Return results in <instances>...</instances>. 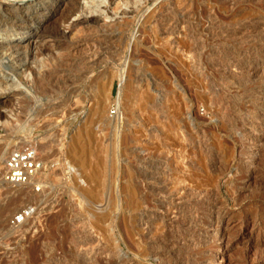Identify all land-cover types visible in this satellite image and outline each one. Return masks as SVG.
I'll list each match as a JSON object with an SVG mask.
<instances>
[{
	"label": "rangeland",
	"instance_id": "obj_1",
	"mask_svg": "<svg viewBox=\"0 0 264 264\" xmlns=\"http://www.w3.org/2000/svg\"><path fill=\"white\" fill-rule=\"evenodd\" d=\"M97 1L65 0L64 19L36 40L44 56L29 55L30 68L0 60V102L10 103L0 106V264H155L150 211L180 202L202 221L195 200L212 199L232 223L222 264H264V219L252 220L264 213V0ZM81 55L97 59L84 77L70 64ZM52 66L58 76L41 75ZM51 104L61 107L56 116ZM27 146L37 171L9 185L4 161ZM154 174L175 201L159 205ZM16 188L24 194L9 209ZM23 209L30 226L11 227ZM239 222L246 238L235 243ZM153 223V232L164 229ZM81 230L91 245H76ZM208 239L173 259L216 251Z\"/></svg>",
	"mask_w": 264,
	"mask_h": 264
},
{
	"label": "bare ground",
	"instance_id": "obj_2",
	"mask_svg": "<svg viewBox=\"0 0 264 264\" xmlns=\"http://www.w3.org/2000/svg\"><path fill=\"white\" fill-rule=\"evenodd\" d=\"M65 0H0V60H5L8 63H10L7 66V69L9 70H16L23 68H30L28 66L27 60L28 56H42L44 54V48H36V40L45 37L47 34V30L49 26L58 25V22L61 21V19H64V13L66 11L65 6L68 3H64ZM94 1V0H92ZM133 2H136L137 0H131ZM259 1V0H258ZM68 2V1H67ZM99 4L102 2V0L97 1ZM69 5V4H68ZM70 9V8H69ZM140 9V8H139ZM138 9V10H139ZM137 10V11H138ZM74 11V9L71 7L69 10V13L71 14ZM144 11V10H143ZM142 11V12H143ZM67 12V11H66ZM67 17V16H66ZM67 19V18H66ZM250 19V18H249ZM262 19V18H261ZM91 20V19H90ZM89 19H82L78 22V24H82L83 26L90 21ZM76 25V24H75ZM74 25L70 24L69 28L72 29ZM56 29V28H55ZM107 29V28H106ZM88 32V31H87ZM135 35V33H134ZM133 35V36H134ZM132 36V35H131ZM78 45V44H77ZM38 46V45H37ZM70 46V45H69ZM87 46V45H86ZM71 47V46H70ZM56 48V47H55ZM79 48V47H78ZM82 48V47H81ZM76 49V48H75ZM73 48V50H75ZM97 49V48H96ZM86 51V50H85ZM34 52V53H33ZM88 52V51H87ZM70 53V52H69ZM98 53V52H97ZM71 54V53H70ZM85 54V53H84ZM69 55V54H66ZM74 55V54H73ZM72 55V56H73ZM78 55V54H77ZM87 55V54H86ZM44 56V55H43ZM82 56V55H81ZM84 56V57H83ZM82 58L74 59L73 61H69L72 66L75 68L77 67L80 70V76L87 75V73L90 71L91 66L95 64L96 58H89L83 55ZM103 56V55H102ZM234 56V55H233ZM56 60L58 61L60 58L59 56H54ZM63 57V56H62ZM68 57V56H67ZM240 57V56H239ZM32 58V57H31ZM118 58V57H117ZM133 61V60H132ZM60 62V61H58ZM57 62V63H58ZM66 62V61H64ZM56 63V64H57ZM67 65V63H66ZM100 65V64H99ZM56 67V66H55ZM52 66L51 68L48 67L45 70H43L41 75H59L57 74L59 71L57 70V67L55 68ZM63 67V65H62ZM4 70V69H3ZM20 71V70H17ZM224 71V70H223ZM251 71V70H250ZM262 71V70H261ZM260 71V72H261ZM16 72V71H15ZM264 73V71H262ZM261 72V73H262ZM92 73V72H91ZM249 73V72H248ZM89 74V73H88ZM15 75H19L18 73ZM67 76V75H66ZM77 76V75H76ZM88 76V75H87ZM250 76V75H249ZM252 76V74H251ZM103 77V76H102ZM52 77H50L51 79ZM54 78V77H53ZM88 78V77H87ZM57 80V78H56ZM69 80V79H68ZM37 82V81H36ZM62 82V81H61ZM224 83V82H223ZM36 85V84H34ZM39 86V85H37ZM64 87V86H63ZM65 90V89H64ZM245 93V92H244ZM246 97V96H245ZM33 98V97H32ZM6 99V98H5ZM120 100V93L117 94L115 103L117 104ZM222 101V100H221ZM73 104L77 110L82 111V107L80 105H77V100L74 101ZM52 103V102H51ZM61 103V102H60ZM9 100H3L0 102V106H8ZM76 104V105H75ZM79 104V103H78ZM218 106V105H217ZM52 109H55L50 111L53 115L56 116L60 110L58 108L60 105L51 104L49 106H46ZM61 108V107H60ZM84 108V107H83ZM225 108V107H224ZM45 109V108H44ZM48 111V108H46ZM45 109V111H46ZM51 109V110H52ZM247 109V108H246ZM73 110V108L70 109V111ZM75 110V109H74ZM105 110L104 103H98L96 106L95 114L98 118H101ZM44 111V110H43ZM41 111V113L43 112ZM69 111V110H68ZM69 111V112H70ZM45 113V112H44ZM49 113V112H48ZM63 113V112H62ZM86 113V112H85ZM38 114V112H37ZM49 114V115H50ZM47 115V114H46ZM88 116V115H87ZM240 116V115H239ZM2 117V116H1ZM38 117V116H37ZM36 117V118H37ZM40 117V116H39ZM95 117V116H94ZM35 118V115H34ZM49 118V117H48ZM58 119V118H57ZM92 121V120H91ZM4 123V122H3ZM158 133V131H157ZM250 133V132H249ZM200 136V135H199ZM260 136V135H259ZM260 138V137H258ZM252 141V140H250ZM241 145V144H240ZM247 145V144H246ZM249 146V145H248ZM247 148V147H246ZM202 150V149H201ZM205 150V149H204ZM250 150V149H249ZM254 149H252L253 151ZM250 150V152L252 153ZM245 152V151H243ZM249 158V157H248ZM161 159V158H160ZM165 162V161H164ZM211 169V168H210ZM167 170V169H166ZM161 173V172H160ZM153 174V173H151ZM60 175V174H59ZM53 176V175H52ZM155 178L150 181V190L156 194L157 196H160L161 201L159 202V205H167L174 200V194L171 193L172 190L169 189V187L166 184V181L164 179H159L161 177H158L159 174L153 175ZM152 177V176H151ZM30 181V180H29ZM9 185H12V183H8ZM31 184V183H30ZM14 185H18L14 184ZM42 185V184H41ZM7 186V185H6ZM45 187V186H44ZM148 189V188H147ZM43 190V189H42ZM185 190V189H184ZM15 193V194H14ZM28 193V192H27ZM40 193V192H39ZM152 193V194H153ZM181 193V192H180ZM179 193V194H180ZM193 193V192H192ZM11 194L14 196L6 203L8 206L7 208H14L15 204L19 201H17V198H19L21 195H23V190L21 188H16L11 191ZM153 194V195H154ZM200 194V192H199ZM198 194V195H199ZM205 194V193H204ZM194 195V194H193ZM19 196V197H18ZM172 196V197H171ZM191 196V195H190ZM202 195H199V198H201ZM205 196V195H204ZM203 196V197H204ZM208 196V195H207ZM206 196V197H207ZM193 197V196H192ZM205 197V198H206ZM210 197V196H209ZM207 198V201L209 199ZM44 198V197H43ZM169 198V199H168ZM183 198V197H182ZM181 198V199H182ZM191 198V197H190ZM188 196V200H190ZM197 198V197H196ZM214 198V197H213ZM20 199V198H19ZM180 199V200H181ZM184 199V198H183ZM193 199V198H192ZM191 199V200H192ZM203 199V198H202ZM21 200V199H20ZM39 200V199H38ZM169 200V201H168ZM179 200V201H180ZM194 200V199H193ZM184 201V200H183ZM185 201H187V196L185 198ZM184 201V202H185ZM199 205L205 209V213H207V216L201 221L198 219V214L196 211H188L185 210L184 204L176 203L172 206V208H164L159 209L157 211H150V227L149 225L145 226L144 230L146 234L150 235V258L155 261V264H219L217 260L224 261V254L226 253L227 247L231 245L230 243V227L229 223L227 224L225 221H223V214L222 212L217 209L218 203H216V199H212V203H205L201 200H195ZM194 201V203H195ZM157 202V201H156ZM155 202V204H157ZM190 203V202H188ZM154 204V203H153ZM173 204V203H172ZM187 204V203H186ZM220 204V203H219ZM189 205L191 204H187ZM5 206V205H4ZM163 207V206H162ZM161 207V208H162ZM193 207V206H192ZM4 208V207H3ZM6 208V207H5ZM191 208V207H190ZM189 208V209H190ZM201 208V209H202ZM158 209V208H157ZM192 209V208H191ZM195 209V208H194ZM193 209V210H194ZM7 210V209H6ZM18 211L17 214H22V220L15 224L10 225L11 227H16L21 224L23 226L24 224H28L29 216L28 212L24 211ZM149 210V209H148ZM154 210V209H153ZM203 210V209H202ZM201 210V211H202ZM8 211V210H7ZM197 211H199L197 209ZM138 212V211H137ZM144 212V211H143ZM204 212V211H203ZM7 213V212H6ZM140 213V212H139ZM261 213V212H260ZM253 214V213H252ZM255 214V213H254ZM201 215V214H200ZM203 215V214H202ZM241 215V214H240ZM15 216V215H14ZM13 216V217H14ZM226 216V215H225ZM242 216V215H241ZM248 216V215H247ZM12 217V218H13ZM201 217V216H200ZM252 217V216H251ZM31 218V217H30ZM202 218V217H201ZM264 219V213L259 215V218L255 215L253 217L254 219ZM226 219V218H224ZM228 219V218H227ZM256 219V220H257ZM213 220H215V225L213 227L212 231H209L207 228H209L212 225ZM243 220V219H242ZM142 223L146 224L147 221ZM159 221L162 223V226L164 229H161L159 231L153 232L152 225L154 227L153 222ZM231 221V220H230ZM142 222V221H141ZM234 222V221H233ZM244 222V221H243ZM139 223V222H138ZM238 223V222H237ZM232 224V223H230ZM29 225V224H28ZM177 227L182 229V236L181 233L180 236H176L178 232H175V236L171 234H167V228H175ZM30 226V225H29ZM82 226V225H81ZM156 227V225H155ZM154 227V228H155ZM159 227V226H158ZM234 227V225H233ZM90 228V227H89ZM180 229V230H181ZM172 230V229H171ZM176 230V229H175ZM232 230V229H231ZM76 231V230H75ZM80 231V230H79ZM177 231V230H176ZM234 235H236L235 243L245 239V225L239 222L235 226ZM77 232V231H76ZM81 232L84 234L82 235V239L78 241L76 244L77 246H86L91 245L94 242V238H92L91 235H86L83 230ZM88 233V232H87ZM173 233V232H172ZM233 236V235H232ZM13 237V236H12ZM40 238V237H39ZM79 238V237H78ZM200 238H209L208 240L212 241L216 246V251H210V253H206V255H200V256H194L192 257L190 254H187V257H181V258H175L173 259V255H177V251L179 248H183L185 251L189 252L192 250L201 249L202 245H204L202 241H200ZM94 239V240H93ZM148 240V239H147ZM204 240V239H203ZM68 241V240H67ZM74 241V240H73ZM207 241V239H206ZM25 242V241H24ZM99 243V242H98ZM207 243V242H206ZM234 243V244H235ZM243 243V242H242ZM247 243V242H246ZM260 244H264V241L260 242ZM17 245V244H16ZM97 246V245H96ZM235 246V245H234ZM246 246V245H245ZM94 247V246H93ZM212 247V246H211ZM85 248V247H83ZM99 248V247H98ZM214 248V247H213ZM90 249V247H89ZM100 249V248H99ZM208 249V248H207ZM75 250V249H74ZM92 250V249H91ZM89 250V251H91ZM102 250V249H101ZM76 251V250H75ZM79 251V250H78ZM85 251V250H83ZM88 251V250H87ZM80 252V251H79ZM95 254L97 250L94 251ZM93 252V256H94ZM78 253V252H77ZM81 253V252H80ZM89 253V252H88ZM87 253V254H88ZM92 253V252H90ZM98 253V252H97ZM203 253V252H201ZM76 254V253H75ZM86 254V253H85ZM107 254V253H106ZM199 254V253H198ZM79 255V253H78ZM84 255V254H82ZM81 255V257H82ZM89 255V254H88ZM91 255V254H90ZM100 255V254H97ZM175 255V256H176ZM194 255V254H193ZM80 256V255H79ZM87 256V255H86ZM174 256V257H175ZM80 257V258H81ZM85 257V256H84ZM97 258V256H95ZM112 257V256H111ZM77 258V255H76ZM75 258V259H76ZM83 258V257H82ZM86 258V257H85ZM218 258V259H217ZM84 259V258H83ZM85 262V260H83ZM112 259V258H111ZM118 259V258H117ZM116 259V260H117ZM87 260V259H86ZM101 260V259H100ZM106 260V259H105ZM152 260V261H153ZM79 261V262H82ZM107 261V260H106ZM126 261V262H125ZM122 261L125 264H131V262H127V260ZM223 261L220 263L222 264ZM78 262V261H77ZM104 262V261H103ZM110 262V260H109ZM77 264V263H76ZM120 264V263H115ZM122 264V263H121Z\"/></svg>",
	"mask_w": 264,
	"mask_h": 264
},
{
	"label": "built area",
	"instance_id": "obj_3",
	"mask_svg": "<svg viewBox=\"0 0 264 264\" xmlns=\"http://www.w3.org/2000/svg\"><path fill=\"white\" fill-rule=\"evenodd\" d=\"M3 168V178L6 183L17 184L26 182L35 174L38 168L35 150L27 146L10 151L4 161ZM21 220L22 214H17L10 220L9 224L15 225Z\"/></svg>",
	"mask_w": 264,
	"mask_h": 264
}]
</instances>
